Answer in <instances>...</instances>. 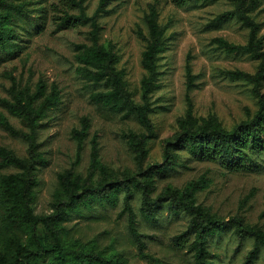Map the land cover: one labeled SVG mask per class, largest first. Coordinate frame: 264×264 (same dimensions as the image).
Returning a JSON list of instances; mask_svg holds the SVG:
<instances>
[{
  "label": "rangeland",
  "instance_id": "obj_1",
  "mask_svg": "<svg viewBox=\"0 0 264 264\" xmlns=\"http://www.w3.org/2000/svg\"><path fill=\"white\" fill-rule=\"evenodd\" d=\"M24 2L25 15H18L13 22L18 47L13 54H0V98H10L8 91L14 81L20 88L34 90L39 78L46 84V92L52 83L59 89V102L49 109L41 120L37 132L43 163L34 173L33 212L48 214L53 210L56 194L60 190L59 175L72 169L85 178L90 162V139L97 135L99 158L105 174L97 171L91 182L100 179H121L137 175L140 169L162 162L168 140L180 131L179 119L186 109L185 64L188 61L194 75L189 90L193 115L199 120L215 116L230 129L247 119L259 106V95L248 79L231 78L228 70L255 72L259 60L247 52H226L214 41L222 37L227 41L244 44L248 28L236 17L220 24L211 21L219 13L234 8L231 0H111L107 12L99 14V41L110 42L117 55L116 67L123 71L122 80L133 100L141 102L140 82L146 75L140 59L147 34L145 14L149 4L158 12V23L164 27L165 49L159 53L157 66L158 86L151 92L153 110L149 116L153 135L146 141L147 150L139 167L136 152L127 143L126 133H146L145 128L131 114L112 112L95 103L90 95L105 89L101 83L88 80L78 72L76 44H90L88 23L77 24L55 31L54 16L65 8L64 0H7ZM98 0H86V12L93 14ZM70 12L77 9L69 8ZM257 22V33H264V0L249 12ZM264 48V42H263ZM264 94V80L260 86ZM0 114L16 128L26 130L19 117L0 104ZM87 117L89 127L83 139L80 156L76 160V140L73 128L80 126ZM0 145L13 150L18 156H27L26 142L12 136L0 127ZM176 160L171 167L158 169L152 175L151 196H156L167 185L182 189L189 181L207 178L209 184L195 192V201L207 208L217 218L239 216L245 224L264 228V152L254 156L255 164L239 170H230L216 158H198L187 150H175ZM155 170V169H154ZM9 166L0 174L15 173ZM140 173V172H139ZM141 178L140 175H137ZM133 187V185H132ZM133 190L131 204L136 212V227L142 235L145 247L139 251L128 230L127 213L122 211L123 191L114 204L94 199L69 209L63 227L62 240L69 249L92 246L103 255H115L124 264H193L189 249L193 239L174 240L189 222L183 210L171 211L166 202L157 210L156 222H147L140 214L141 191ZM3 231L0 221V233ZM8 234L9 232L6 231ZM24 241L26 235L16 230ZM37 232L45 243L53 242L41 225ZM251 236H238L232 229L208 238L207 247L215 264H243L253 245ZM9 256L11 253L5 251ZM39 264H56L49 257ZM251 264H264V247Z\"/></svg>",
  "mask_w": 264,
  "mask_h": 264
},
{
  "label": "trees",
  "instance_id": "obj_2",
  "mask_svg": "<svg viewBox=\"0 0 264 264\" xmlns=\"http://www.w3.org/2000/svg\"><path fill=\"white\" fill-rule=\"evenodd\" d=\"M86 0H64L62 12L54 16L55 27L58 31L77 24L88 23L90 44L79 43L76 58L79 62L78 72L88 80L101 83L105 89L93 92L91 99L112 112H123L124 116L133 114L145 128L146 133H126L129 147L136 152L140 167L147 153L146 141L153 135V125L150 112L153 110L150 101L151 92L158 86L157 74L158 55L165 49L166 36L164 27L158 23V12L154 4L148 5L145 14L147 34L145 47L141 52V65L146 75L141 79V102L133 100L130 91L122 80L121 69L116 67L117 55L110 42L99 41L100 26L97 21L99 14L107 12L111 0H98L93 14L86 12ZM182 0H178L181 2ZM234 8L219 13L213 24H220L236 17L247 28V41L237 44L222 37L214 41L226 52H247L259 60L255 72L243 70H228L226 74L231 78L248 79L254 84V90L259 95L257 110L247 119L241 120L230 129L225 128L215 116H209L199 121L192 111V101L189 90L193 85L194 75L190 63L185 64L186 102L187 109L183 118L179 119L180 131L172 140H168L164 147L162 162L140 169L137 175L125 176L121 179H100L91 182L93 175L99 171L105 174L104 165L99 158L97 135L90 139V162L88 174L82 178L79 174L67 169L59 175L60 190L57 192L53 210L48 214L33 212V187L36 185L35 169L43 163L39 150L37 132L41 120L47 111L59 102V89L56 84L50 85L46 92V84L39 78L34 90L27 87L20 88L13 81L8 91L10 98H0L3 105L11 114L19 117L26 130L16 128L9 120L0 114V127L8 134L22 138L27 144V156L20 157L13 150L0 145V170L9 166L18 169L15 173L0 174V221L3 231L0 233V264H39L40 260L49 257L56 264H124L115 255H103L95 251L92 246L79 249H69L62 240L63 227L60 221L66 219L69 209L81 204L88 205L94 199L114 204L120 191H123L122 211L127 213L128 230L137 244L139 251L145 247L142 235L136 227V212L131 204L133 190L141 191L140 214L147 222H156L157 210L166 202L171 211L183 210L189 215L186 228L174 236V240H185L188 235L193 239L189 249L192 251L193 264H215L211 259V252L207 247L210 237L219 235L227 229H232L238 236H251L254 240L247 252L243 264H251L259 251L264 247V228L257 225L245 224L241 217L232 216L228 219L217 218L207 208L195 201V192L209 184L207 178L189 181L182 189L165 186L156 196H151L152 175L158 169L171 167L177 154L175 150L187 148L191 155L198 158L220 159L230 170H239L254 165V156L264 152V94L260 93V86L264 80V33L258 35L257 22L249 15L260 0H231ZM69 8L77 9L70 12ZM24 2L0 0V54H13L18 47L15 39L13 22L18 15H25ZM89 121L82 117L80 126L73 128L72 137L76 140V160L80 156L83 139L87 134ZM155 169V170H154ZM133 185V187H132ZM41 225L51 236L53 242L47 244L39 236L37 227ZM16 230L25 233L23 241ZM8 231L9 234L6 232ZM9 256L5 251H9Z\"/></svg>",
  "mask_w": 264,
  "mask_h": 264
}]
</instances>
